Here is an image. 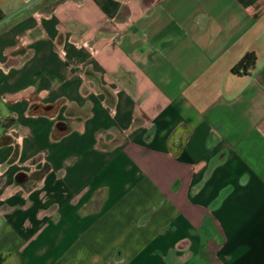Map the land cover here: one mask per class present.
Segmentation results:
<instances>
[{
  "label": "crops",
  "instance_id": "obj_1",
  "mask_svg": "<svg viewBox=\"0 0 264 264\" xmlns=\"http://www.w3.org/2000/svg\"><path fill=\"white\" fill-rule=\"evenodd\" d=\"M0 0V264H264V0Z\"/></svg>",
  "mask_w": 264,
  "mask_h": 264
},
{
  "label": "rangeland",
  "instance_id": "obj_2",
  "mask_svg": "<svg viewBox=\"0 0 264 264\" xmlns=\"http://www.w3.org/2000/svg\"><path fill=\"white\" fill-rule=\"evenodd\" d=\"M57 1H59V0H54V2H53V3H56Z\"/></svg>",
  "mask_w": 264,
  "mask_h": 264
}]
</instances>
